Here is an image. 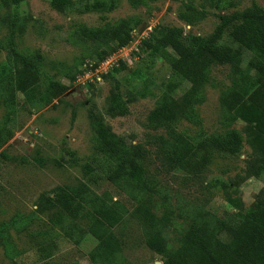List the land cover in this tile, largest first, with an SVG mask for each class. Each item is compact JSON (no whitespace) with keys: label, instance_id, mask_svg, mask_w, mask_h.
Masks as SVG:
<instances>
[{"label":"rangeland","instance_id":"obj_1","mask_svg":"<svg viewBox=\"0 0 264 264\" xmlns=\"http://www.w3.org/2000/svg\"><path fill=\"white\" fill-rule=\"evenodd\" d=\"M60 1H71L73 6L62 7ZM145 1L136 7L131 0H115L111 11H86L85 6L94 0H20L18 6L2 1L0 75L3 70L14 74V83L8 97L6 93L0 96V127L8 139L0 148V264H94L91 254L99 242L92 234L82 236L80 232L89 223L86 215L82 212L78 228L72 227V218L49 201L59 189L81 184L109 202L119 201L127 211L115 229L123 242L122 264L163 263L146 243L136 214L141 203L136 193L108 179L111 164L96 149L99 133L91 112L102 119L112 136L145 150V180L152 188L156 212L172 217L170 241L180 237L182 226L200 211L236 221L238 212L255 204L264 206V146L253 140L254 130L246 122L226 121L222 103L225 94L239 90L240 73L230 65L212 66L190 120L185 97L189 86L170 62L178 51L164 47L160 54H153L142 47L144 40L161 36L162 28H180L198 43L216 32L223 17L241 14L254 5L264 9V0H240L236 5L228 4L231 0L221 5L217 0ZM190 4L198 16L192 25L180 17L183 12L190 14ZM131 18L140 21L133 40L108 56L70 37L82 26L100 27ZM14 20L17 25L12 34ZM13 46L35 68L16 63ZM122 64L128 68L113 74ZM241 69L244 74L254 72L248 59ZM134 71L140 75L135 77ZM23 72L40 82L41 95L36 100H28L20 89L17 76ZM69 74L75 80L70 81ZM51 82L69 89L61 94L51 91ZM164 95L171 96L181 109L175 124L178 132L195 137L237 129L244 138L241 153L204 151L201 157L207 155L206 160L198 158L196 168H170L157 141L168 134L148 124ZM118 97L127 100L126 112L109 114ZM88 165L91 173L86 170Z\"/></svg>","mask_w":264,"mask_h":264},{"label":"trees","instance_id":"obj_2","mask_svg":"<svg viewBox=\"0 0 264 264\" xmlns=\"http://www.w3.org/2000/svg\"><path fill=\"white\" fill-rule=\"evenodd\" d=\"M0 0V8L2 7ZM18 6L20 0H10ZM224 0H217L221 5ZM145 0H131L134 6L145 3ZM237 0L228 1L236 5ZM62 7L72 5L71 1L59 2ZM115 0H94L85 6L90 10H113ZM73 6V5H72ZM188 11L181 14V19L188 24H194L198 16L195 7L190 4ZM137 18L120 19L114 23H107L100 27L82 26L76 29L70 37L79 40L84 45L91 44L103 50L108 56L131 43L133 31L139 26ZM17 20L12 21V34H15ZM161 36L142 42L143 49L151 50L153 54H160L162 48L172 47L179 55L170 58L171 66L176 74L186 83V102L191 108L187 116L191 120L192 108L201 98V87L208 81L212 66L230 65L234 72L242 77L239 90L234 89L222 98L226 110V121H244L249 130L253 129V140L264 146V9L254 5L241 14L223 17L216 32L207 39L195 42L191 36H185L180 28H162ZM14 61L21 63L25 69H33L34 64L13 46ZM34 59L40 60L38 54H32ZM100 59H104L102 56ZM248 59V65L253 73L244 74L242 64ZM33 64V65H32ZM122 64L113 74L127 69ZM133 75L138 77L139 72ZM9 79L8 82H5ZM20 89L28 100L40 97V82L33 80V76L20 73L18 76ZM70 81L75 80L71 74ZM14 83V74L7 75L2 71L0 75V96L9 95L8 88ZM119 86V83H117ZM243 87V90H242ZM51 91L60 94L69 88L59 83L50 84ZM8 92V93H7ZM148 118L149 126L154 130H165L168 136L160 135V143L166 164L173 170L187 167L196 168L204 151L220 150L231 155L241 153L244 138L237 129H230L222 134H203L192 136L187 132H178L175 124L179 122L181 114L171 96L164 95ZM14 99L9 103L11 108ZM127 100L123 97L114 99L109 107V114L118 115L126 112ZM186 116V114H185ZM91 118L98 129L96 149L105 156L106 162L111 164L108 179L118 186H126L136 193L139 203L136 214L145 232L147 245L162 257V264H264V206L255 204L244 212H238L237 220L218 218L213 214L200 211L182 226V234L174 241H170L169 232L172 231V217L170 213L158 215L157 205L154 203L152 188L145 180L143 165L146 152L141 145H132L124 138L112 136L104 129L102 119L91 112ZM8 141L0 127V148ZM207 156V155H206ZM205 156V157H206ZM205 157H201L204 158ZM203 159V160H204ZM202 160V161H203ZM206 160V159H205ZM91 173L90 165L86 168ZM51 206L60 207L72 218L70 226L78 228L77 222L83 212L88 218L86 228H81L82 236L92 234L99 242L91 254L94 264H122L123 242L115 229L123 223L127 211L119 201H107L91 191L86 184L76 187L59 189L51 200ZM2 231V230H1ZM79 243V240L77 241Z\"/></svg>","mask_w":264,"mask_h":264}]
</instances>
